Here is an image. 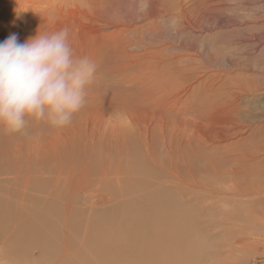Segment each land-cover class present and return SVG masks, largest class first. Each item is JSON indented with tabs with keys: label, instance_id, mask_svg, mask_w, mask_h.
<instances>
[{
	"label": "bare ground",
	"instance_id": "obj_1",
	"mask_svg": "<svg viewBox=\"0 0 264 264\" xmlns=\"http://www.w3.org/2000/svg\"><path fill=\"white\" fill-rule=\"evenodd\" d=\"M137 1L0 0V42L16 34L19 42L23 43L37 35L38 31L44 33L67 28L74 54L91 58L97 66L95 77L88 85L89 88H97L95 91H88V88L85 90V98L91 101V106L87 109L85 129L88 131L90 126L95 125L94 133L72 127L55 139H50V147L47 149H36V157L39 160L42 158L45 163L42 162L34 175L25 174L22 165L10 167L7 169L8 174L0 175V179L3 178L1 181L11 185L6 189L9 195L0 193V216H6L3 207L16 205L19 221L34 220L36 231L46 235L31 240L28 246L12 243L13 250L8 255L5 253L4 237L0 236V264H15V260H19V264H30L31 257L27 254L32 249H40L42 252V257L35 264H45L46 253L56 254L57 248L61 249L60 254L64 258L89 252L90 260L80 264H132V261L135 264H177L182 260L171 252L167 244L174 239L173 223L181 224L179 219H174L171 213L157 216L145 214V217H161L160 222L151 231L134 228L136 237L130 247L125 242L133 234L132 231L129 233L126 209L133 201L139 207L138 214L142 215L144 201L146 197H150L155 203L152 208L176 212V203L172 199L161 198L159 193L164 188L169 192L180 190L183 193L180 202L189 205L190 188L184 180L190 178V172L185 166L177 165L180 160L174 155L173 141L185 131L183 140L194 150L203 151L205 148L227 143L231 139L227 127L232 124L233 116L226 115V112L239 100L213 99L205 108L206 126L197 127V119L189 120L186 126L173 124L172 117L183 112L190 101L191 87L184 86L185 82H160L156 72L159 69L176 68L179 73L188 72L191 78L197 75L193 84L204 100L212 98L214 90H219L220 80L225 82L230 93L236 90L244 93L247 90L227 71L218 70L211 76L195 74V69H189L194 65V55L180 52L165 55L175 48L172 44L174 38L199 32L205 27L204 24L209 27L212 23L218 28L228 29L229 26L223 21V12L219 10L222 4H215L216 0H149L142 16ZM173 21L178 22V29H163V25ZM113 72L128 76L121 88L126 92H133L130 100L120 99L121 93H112L114 84L110 79L114 80ZM168 75L171 78L173 71ZM116 78L119 79V76ZM103 92L109 94L103 95ZM114 109L119 110L125 120L115 122L112 118ZM103 127L104 138L107 139L105 147L114 151V157L96 173L94 168L89 170L87 163L93 162L97 152L95 140ZM220 129L227 135L214 136ZM262 133V130L251 124L238 131L233 139L238 142L253 141ZM78 136L94 142V150L86 156V166H81L77 159H68V163L63 160L64 166L52 170L51 150L76 143ZM89 144V141L84 142L85 146ZM159 145L163 146L162 150ZM62 151L66 153L63 148ZM143 152L144 158L139 156ZM163 153H166L165 164L160 158ZM75 155L80 157L81 153L76 152ZM66 156L68 157L67 153ZM205 172L215 177L221 171L208 166ZM232 173L234 170H226L223 174L229 176ZM30 181L45 185V191H32L31 186L28 187ZM147 188L150 192H146ZM62 192L64 193L61 194ZM258 192L261 196L264 195V190L259 188ZM173 194L170 193V197ZM12 195L16 197V201L12 199ZM51 195H59L61 198L53 199ZM193 195L196 193L193 192ZM228 195L231 194L224 196ZM27 198L44 204H59L68 215L65 218L67 220L63 219L60 227L57 226L59 221L53 220L51 227H47L50 222L46 210L39 208L29 212L27 207L31 203L26 202ZM18 210H21L20 214ZM73 212H77L76 225L82 226L81 232H77L76 250L72 249L71 241L63 242L74 230L69 222ZM22 225L28 226L26 222H22ZM13 226L8 227L9 233L8 228L6 229L7 235H16L18 223ZM49 242L51 246L47 250L45 247ZM157 244L161 246L156 248ZM238 244L250 246L244 241ZM185 247L187 250V246ZM128 251L130 254H126Z\"/></svg>",
	"mask_w": 264,
	"mask_h": 264
},
{
	"label": "rangeland",
	"instance_id": "obj_2",
	"mask_svg": "<svg viewBox=\"0 0 264 264\" xmlns=\"http://www.w3.org/2000/svg\"><path fill=\"white\" fill-rule=\"evenodd\" d=\"M216 1L215 4H222L219 10L223 12V21L229 28H218L212 23H210L209 28L204 24L205 27L199 32L187 33L183 36L180 35L179 38H174L172 44L175 48L166 52L165 55L177 52L194 55L192 57L194 65L189 69H195V74L203 73L211 76L215 75L218 70L227 71L232 78L237 79L243 87H246L247 92L241 93L236 90L230 93L225 82L220 80L219 90H214L212 98L204 100L199 96L197 86L193 84L197 75L191 78L188 72L179 73L176 68L159 69L156 75L160 82L166 80L175 81L179 84L185 82L184 86L191 87L189 103L185 105L183 112L172 117V122L176 125L186 126L189 120L197 119V127L206 126L207 120L204 118L207 115V110L205 108L213 99L237 98L239 100L237 104L226 112V115L233 116L232 124L227 127L231 139L220 146L216 145V147L213 146L200 151L194 150L186 144L183 140L185 131H182L180 136L173 141V152L175 157L180 160L177 165L185 166L190 172V178L184 180L190 188L188 190V196L191 199L190 204L186 205L180 202L183 194L180 190L176 189L177 192H169L166 188L159 194H161L162 199H172L176 203V212L156 210L155 207L152 208L155 206L153 199L146 197L144 212L139 215V207L137 208V204L131 201L126 209L127 220L130 225V231H128L133 233L134 228L141 231H151L155 224L160 222L161 217L158 219L145 217V214L157 216L171 213L174 219H179L181 222V224L173 223L174 239L167 242L171 252L182 259V262L177 264H264V195L261 196L258 192L259 188L264 190V0ZM148 3L149 0L136 2L141 11L140 15L145 14V7ZM178 27L176 21L163 25V29L166 31L178 29ZM172 71L173 76L170 78L168 74ZM112 75H115L114 80L110 79L114 84L112 93H121L120 99L130 100L133 92H126L121 88V84L128 79V76L117 72H113ZM116 76H119V79ZM87 88L88 91H95L97 87L89 88L88 86ZM104 94L109 93L103 92ZM90 106L91 101L85 98L82 108L73 116L71 124L63 129L53 128L46 119L32 118L26 119L24 128L19 132H9L0 127V175L8 174L7 169L17 165H22L25 174L34 175L36 169L42 166V162H44L42 158H40L41 161L36 157V149L38 147L47 149L50 147V139H55L60 133L72 127L93 134L95 125L90 126L88 131L85 129L87 109ZM112 118L118 123L125 120L123 114L117 109L112 111ZM251 124L262 130L263 133L259 137L253 141L238 142L233 139L238 131ZM104 129L105 127L100 130L95 140L97 152L94 154L93 162L87 163L89 170L92 171L94 168L96 173L108 165L110 158L114 157V151L105 147L107 139L104 138ZM236 130L238 131L236 132ZM226 135L222 129L214 133L216 137ZM87 141L90 144L85 146L84 142ZM76 143L67 147L56 148L55 151L51 150L50 168L52 170L64 166L63 160L68 163V159H77L81 166H86V156L94 150V142L78 136ZM231 145L232 147H229ZM159 148L162 150L163 146L159 145ZM76 152L81 153V156L77 157ZM139 156L144 158L145 153L143 152ZM160 158L165 164L166 153H163ZM208 166L219 168L221 172L213 177L205 172V168ZM46 170L50 171V169ZM226 170H234V173L229 176L224 175ZM2 179H0V193L9 195L6 189L11 185L1 181ZM23 186L27 187V185ZM29 186H31L32 191L40 190V192L45 191L46 188L45 185L34 184L32 181L29 182ZM146 192H150L149 188ZM193 192L196 193L195 196ZM170 193H174L173 197H170ZM225 194L231 195L224 196ZM51 197L53 199L61 198L59 195H51ZM77 197L81 198L80 196ZM12 199L16 201L14 195H12ZM26 202L31 203L27 207L29 212L39 208L46 210L50 222L46 225L47 227H51L52 221L56 219L59 221L57 226L60 227L63 219L68 217L59 204H44L32 198H27ZM15 207L16 205L11 204L9 207H3V213L6 216L4 218L0 216V236L4 237L6 243V251L5 249L4 251L7 255L13 250L12 243L28 246L31 240L38 236L44 235L46 237L45 234L36 231L37 225L34 220L22 221L28 224L27 227H24L19 221ZM18 213L20 214L21 210H18ZM73 213L74 215L69 222L74 230L63 242L65 240L71 241L73 243L72 249L76 250L78 248L76 236L77 232H81L82 226L81 224L76 225L77 212ZM17 223L19 230L16 235H7L6 229ZM9 229H7L8 233ZM135 237L136 233L134 232L130 238L125 239V242L131 247ZM241 241L250 246L239 245L238 243ZM0 243L2 244V242ZM50 246L49 242L45 248L48 250ZM160 246L157 244L156 248ZM185 246H187V250ZM60 250L57 248L56 254L46 253L45 264H80L85 260H90L89 252L88 254L86 252L80 253L76 257L64 258L60 254ZM29 254L31 257L30 264H35L42 257L40 249H32L27 255ZM126 254H130V251ZM14 262L15 264L20 263L19 260ZM132 264L135 262L132 261Z\"/></svg>",
	"mask_w": 264,
	"mask_h": 264
},
{
	"label": "clouds",
	"instance_id": "obj_3",
	"mask_svg": "<svg viewBox=\"0 0 264 264\" xmlns=\"http://www.w3.org/2000/svg\"><path fill=\"white\" fill-rule=\"evenodd\" d=\"M96 71L91 58L74 54L67 28L38 31L23 43L8 36L0 42V127L19 132L27 118L67 127Z\"/></svg>",
	"mask_w": 264,
	"mask_h": 264
}]
</instances>
